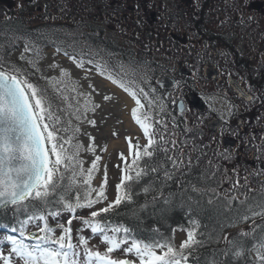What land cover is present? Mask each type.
<instances>
[{
  "label": "snow or ice",
  "instance_id": "obj_1",
  "mask_svg": "<svg viewBox=\"0 0 264 264\" xmlns=\"http://www.w3.org/2000/svg\"><path fill=\"white\" fill-rule=\"evenodd\" d=\"M47 8L45 5V12ZM45 18L55 19L47 15ZM15 39H24L19 59L33 72H26L0 57V209L4 210L0 213V220L4 221L0 229L5 230L0 238V264H264V179L260 187L254 189L247 175L241 181L235 167L231 170L224 167L222 161L232 162L235 151L221 147L227 130L225 126L230 125L225 113L213 107V97H202V100L207 102L206 110L223 121L217 132L220 139L212 136L201 146L197 138L203 139V133L198 131L204 125L203 113H193L190 122L187 115L190 109L184 100L173 98L169 93L167 100L178 107L179 118L170 112L166 98L149 83L147 69L142 79L148 84V91L136 79L129 78L124 64L117 63L114 67L119 72L114 73L107 61L88 59L87 63L94 65L98 75L122 89L134 102L130 116L146 141L141 144L139 137H125L127 154L119 153L123 167L110 198L106 166L103 180L98 187L93 186L101 157L95 156L91 166L84 167L80 158L84 146L73 142L80 128H72V135H67L70 122L65 126L48 91L51 89L62 99L77 121L87 118L88 112L94 113L101 105L92 102L91 92L78 91L77 83L64 68H59V78H46L48 88L33 83L30 75L40 71L41 47L37 42L55 41L39 30L34 39L31 34ZM56 51L60 52L61 48L57 46ZM28 52L34 56L26 58L24 53ZM92 54L98 55V52ZM64 55L77 68L85 67L83 58L67 50ZM80 55L82 57L83 52ZM49 67L59 66L51 64ZM186 67L195 79L199 71L197 65L186 64ZM130 71L136 74L135 69ZM157 84L161 89L172 87L176 92L181 91L179 80L166 82L161 79ZM88 87L95 91L91 84ZM81 96L83 104L79 100ZM102 99L110 101L112 97L104 95ZM247 99L252 102L254 97L247 96ZM232 107H228V116L233 115ZM88 123L95 126L96 121L89 119ZM181 123L183 129L178 132ZM208 127H212V120ZM194 132L196 137L188 139L187 135ZM180 135L186 138L181 141ZM94 139L89 136L88 152L96 151ZM209 148L212 149L211 157L205 151ZM230 171L235 177L229 176ZM196 172L199 173L195 177L198 182L215 180L218 173L221 179L216 181V187H199L189 178ZM250 175L264 176V170ZM224 179L231 181V187L221 189V195L217 189ZM169 182L180 184L182 196L187 189L199 194L201 199L207 196L205 204L201 200L193 201L191 196L182 203H187L189 211L197 216L202 215L215 223V227L209 229L200 219L190 218L189 227L179 229L186 233L179 246L175 243V228L171 229L172 235H164L159 229H150V234L145 235L119 222L125 217L139 222L141 213L161 200L164 205H170L176 193L169 191L165 195ZM141 196L143 203L139 199ZM78 210L85 214L78 216ZM65 213L68 218L61 223L59 218ZM50 220L56 221L55 227ZM74 220L81 224L75 237ZM84 229H90L92 237H99V245L90 244V239L83 234ZM226 229L236 231L223 234ZM222 241L224 247L200 251ZM117 252L120 255H116Z\"/></svg>",
  "mask_w": 264,
  "mask_h": 264
},
{
  "label": "flooded vegetation",
  "instance_id": "obj_2",
  "mask_svg": "<svg viewBox=\"0 0 264 264\" xmlns=\"http://www.w3.org/2000/svg\"><path fill=\"white\" fill-rule=\"evenodd\" d=\"M12 1L11 8L0 1V19L4 18L1 13H11L13 21L25 20L26 17L33 21L34 14L41 18L45 5L50 13L59 0ZM73 1L75 14L62 13L63 23L69 25L74 22L79 36L84 28L90 31V43L97 44L98 61L111 58V54L103 58L100 44H116L115 39L119 44L124 41L148 44L146 34L151 33L157 50L165 49L164 53L173 58L170 62L163 59L171 68L163 69L159 78L166 77L172 81L189 79L190 84L182 93L187 98L183 99L187 108L197 112L190 105L188 95L193 93L201 99L213 96L204 86L206 82L213 83L215 89L221 91V97L233 106V115L227 118L230 127L225 126L224 136L237 140L238 155L246 167L244 174L252 188L260 187L264 176L250 173L264 168L254 157H249L247 146L264 143V50H261L264 45V0ZM255 3L260 5L254 7ZM186 64L197 65L199 71L195 79ZM208 65H214L220 71L223 81L220 82V77L209 80L204 76V68ZM230 77L240 83L247 96L254 97L252 102L239 96L230 85ZM203 103L207 108V103ZM203 115L206 126L209 118L217 117L209 111ZM233 132L238 135H232Z\"/></svg>",
  "mask_w": 264,
  "mask_h": 264
},
{
  "label": "trees",
  "instance_id": "obj_3",
  "mask_svg": "<svg viewBox=\"0 0 264 264\" xmlns=\"http://www.w3.org/2000/svg\"><path fill=\"white\" fill-rule=\"evenodd\" d=\"M57 6V7H56ZM56 8H54L50 13L44 11V13L41 15V18L39 21H31L27 17L25 20L18 19L13 21L11 17V13L4 14L1 13L2 16H4L3 19H0V57H3L6 59L8 63H15L14 60L11 59V56L21 49H24V44H20V41L14 40V36L18 34V36H28V34H31L33 39L35 38L36 30H39L46 35L50 37L51 40H54L55 43H49L46 41H38L41 51L47 48H54L56 51V47L59 46L61 48L60 53L64 55V51L67 50L69 54L77 55L78 58H83L85 60V65H91L94 67L93 64H88V59H94L98 61L96 55H93L92 53L95 52V49L97 47V44H91V33L87 28H84L82 30L81 36L76 32L77 26L74 22L71 21V24L64 25V20L61 18L62 13L70 14L73 16L76 11V5L74 4L73 0H63L62 2L59 0L56 4ZM5 8V7H4ZM48 17H55V19L51 18H45V16ZM70 16V17H71ZM32 27V29L30 28ZM28 30L30 32H28ZM56 33V36H52V33ZM81 37V38H79ZM82 39V41L80 40ZM146 39L148 41V44H133L131 41H124L122 44H119V41L115 39L116 44H100V48L102 50V56L103 58L111 54V58H106L110 65H112V71L114 73L119 72V69L114 67L117 63H122L125 65V70L129 71V78L136 79L142 87L145 88L146 91H148L149 86L148 84H145L142 79V73L145 69H147V75L149 77V83L151 86L157 88V92L164 96L166 98V103L168 105L169 111L172 112L174 115H177L179 118V113L177 111V107L172 104L171 100H167V92H164V90L160 89L157 86V79L160 77L161 71L165 69L166 67L171 68L169 65L170 61H173V58L170 57L168 54L164 53L165 49H162L161 52L157 50V44H155L154 35L151 33L146 34ZM14 41V42H13ZM24 41V40H23ZM109 47L110 50H109ZM81 52H83V56L81 57ZM163 59H166L167 62H163ZM174 63V62H173ZM131 69L136 70V74L133 75L130 71ZM184 86L182 87V85ZM189 79H183L181 81V91L174 92L172 91L171 94L173 98L179 99L183 97L182 93H185V87L186 85H189ZM52 99L54 108L58 110V114L61 115L62 120L65 123V126H69V132L67 135H72V128L78 127L76 125L77 120L75 119V116L71 114L72 110L68 109L66 104H61L59 102H56L53 97H50ZM62 102V100H60ZM143 102V101H142ZM64 103V102H62ZM60 109H63V111H59ZM194 112L190 110L187 115L189 118V121L192 120V114ZM165 120H168L167 116H164ZM170 124V122H169ZM183 124L181 123L179 127L177 128L178 132H182ZM171 131V125L170 129ZM203 133V139L197 138V143L201 146L203 144L208 143L209 139L214 136L206 128V122L204 120V125L198 130ZM79 133H76L74 136L73 142H77V136ZM196 137V133H191L187 135L188 139H192ZM186 138L185 135H180L178 137L179 140L183 141ZM146 142V141H145ZM264 145V143H259L256 145H249L248 147V153L253 152L254 153V159L256 162H260L264 165V148L261 146ZM222 147V146H221ZM209 153V156L211 157L212 149H205ZM229 151H232L229 149ZM82 154V149H81ZM80 154V156H81ZM195 155V154H194ZM203 161V158H202ZM203 163H206V161H203ZM202 163V166H203ZM224 167L231 170L233 167L237 169L239 172V178L243 179L245 176V164L242 161V158L237 156V152H235V159L232 162L222 161ZM199 175L198 172L191 175L189 178L192 180L193 183H197L199 187L204 186H210V187H216V181H219L221 179L220 174L218 173L215 180H208L207 182H198L196 181L195 177ZM229 176L235 177V173L229 172ZM242 181V180H241ZM183 182V181H181ZM231 187V181L229 179H224L223 182L220 185V188L217 189L218 192H220L221 195H223V192L221 189H228ZM185 188H187V184L185 183ZM171 191L176 193V196L173 198L172 203L170 205H164L162 203V200L153 207L152 205H149V208L147 211L141 213V220L139 222L132 220L131 218L125 217L119 222L125 223L129 227L137 228L140 232L144 233L145 235H149L150 229H159L160 233L164 235H172L171 229L175 228L177 231H180V227L183 226L184 228L189 227L188 220L190 218H196L200 219L202 225L208 224L209 229L215 227V223L212 221H209L204 216H197L195 212L189 211L187 203H182L183 201H187V197L191 196L193 198V201L195 200H201L202 204H205L207 200V196H205L203 199L199 196V194L194 193L191 191V189H187L186 192L183 193V196L181 195L182 189L180 188V184L176 183L173 184L172 182H169V187L165 191V195ZM210 195V194H209ZM140 202L143 203V196L140 198ZM195 207V205H193ZM4 210L0 211L2 213ZM85 213L83 210H78L77 215H84ZM9 215L11 213L9 212ZM68 218V214H62L61 218H59V221L62 223ZM3 220H0V223H3ZM50 223L53 227H55L56 221H51ZM73 223L75 225V232L77 234V229L81 227L79 220H74ZM201 231H204L203 227L201 228ZM236 229H226L223 234L227 233H234ZM5 230L0 229V238H2ZM87 234L89 237H92L90 229H84L83 234ZM12 235H18V233H8ZM99 239V237H98ZM213 247H224L223 241L219 245H210L205 249H201V252L210 251ZM6 250V249H5ZM254 258V254L253 257Z\"/></svg>",
  "mask_w": 264,
  "mask_h": 264
},
{
  "label": "rangeland",
  "instance_id": "obj_4",
  "mask_svg": "<svg viewBox=\"0 0 264 264\" xmlns=\"http://www.w3.org/2000/svg\"><path fill=\"white\" fill-rule=\"evenodd\" d=\"M33 17V21H39L40 19L37 18L35 14ZM21 53H23V51L15 52L11 56V59L16 62L17 66L22 67L26 72L32 73L33 70L30 66H28L25 61H21L19 59ZM24 55L26 58H32L34 56L33 53H24ZM51 64H56L59 67L55 69L50 68L49 65ZM38 67L40 71L30 75L29 78L33 83L38 84L39 87L48 88L46 78H59V68H64L70 73L71 80L77 83L78 91L82 93L91 92L92 102L101 105V107L94 113L88 112L87 118L76 122V125L80 128V132L77 136V142L84 146L82 148L80 158L83 160L85 168L91 166V162L95 159V156L98 155L101 157V160L99 161V171L95 173L93 186L98 187L100 182L103 180L106 166L108 173V195L112 198L114 186L119 182L121 173L120 168L123 164L119 159V153L123 152L127 154V142L125 137H139L140 139L142 137L139 128L134 124V121L130 116V109L135 106L134 102L127 96L126 93L122 92L119 88L112 85L107 80L103 79L91 67L85 66L83 69L77 68L71 60L56 53L53 49H44L41 51V58L39 60ZM89 84H91L95 89L94 92L88 87ZM204 86L206 87V91L208 93L214 94L211 96L214 98L213 107L225 113V117L227 119L229 117L227 115L229 103L226 99L221 97V91L216 90L215 85L211 82H206ZM48 95L49 97H53L56 102L65 104L62 103L63 101H60L62 99L51 89H49ZM104 95H110L112 99L110 101H104L102 99ZM79 100L80 103L83 104V96H81ZM73 103H75V101H73ZM89 119L96 121L95 126L88 123ZM113 132H115L116 135H113ZM89 136L95 138V153L88 152L86 150L88 144L90 143ZM141 143H144L143 139H141ZM236 152L237 154H240L239 149ZM117 165H119V167H117ZM75 225L76 223H73L72 225L74 237L76 235ZM31 230L35 229L32 228ZM58 234L59 230H57V235ZM84 235L89 238L87 234L84 233ZM185 238L186 234L184 232L177 231L175 233L176 245L179 246V243ZM89 239L90 244L99 245V240L97 238L90 237ZM118 253H116V255H120V253Z\"/></svg>",
  "mask_w": 264,
  "mask_h": 264
},
{
  "label": "water",
  "instance_id": "obj_5",
  "mask_svg": "<svg viewBox=\"0 0 264 264\" xmlns=\"http://www.w3.org/2000/svg\"><path fill=\"white\" fill-rule=\"evenodd\" d=\"M6 3H8L11 6V2L10 0H4ZM257 5H260L259 3H255L254 7H256ZM261 50H264V45L262 46ZM204 76L207 79H215L217 76H219V71H217L215 69L214 66H205L204 68ZM163 79L166 82L172 81L166 77H162L159 80ZM222 80H220L221 82ZM230 81V85L233 87V89L239 94L240 97H246L247 95L245 94L244 90L242 87H240V83L233 79L232 77L229 78ZM171 87H166L165 89H169ZM188 100L190 102V105L195 108L197 111L204 113L206 111V106L204 105V103L201 101V99H199L195 94L191 93L188 95ZM212 127L209 128L208 124H207V128L210 132L217 134L218 129L220 128V126L222 125V121L217 118V117H213L212 119ZM209 123V121H208ZM222 144L225 146H229L231 148H236L237 147V141H235L234 139L231 138H223ZM3 209H0V211Z\"/></svg>",
  "mask_w": 264,
  "mask_h": 264
}]
</instances>
